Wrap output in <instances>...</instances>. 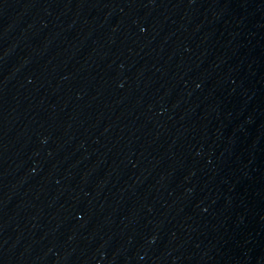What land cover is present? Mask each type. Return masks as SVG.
Wrapping results in <instances>:
<instances>
[{
    "label": "water",
    "instance_id": "1",
    "mask_svg": "<svg viewBox=\"0 0 264 264\" xmlns=\"http://www.w3.org/2000/svg\"><path fill=\"white\" fill-rule=\"evenodd\" d=\"M0 264H264V0H0Z\"/></svg>",
    "mask_w": 264,
    "mask_h": 264
}]
</instances>
